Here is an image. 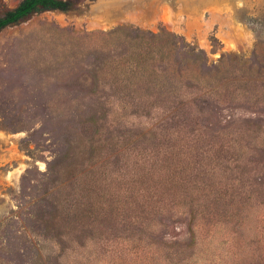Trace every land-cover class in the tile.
Here are the masks:
<instances>
[{"label":"rangeland","instance_id":"rangeland-1","mask_svg":"<svg viewBox=\"0 0 264 264\" xmlns=\"http://www.w3.org/2000/svg\"><path fill=\"white\" fill-rule=\"evenodd\" d=\"M71 1L0 31V264H264V0Z\"/></svg>","mask_w":264,"mask_h":264},{"label":"trees","instance_id":"trees-1","mask_svg":"<svg viewBox=\"0 0 264 264\" xmlns=\"http://www.w3.org/2000/svg\"><path fill=\"white\" fill-rule=\"evenodd\" d=\"M70 6L71 0H20L15 7L8 8L0 12V31L8 25L17 24L33 13H38L46 10H68L71 8ZM118 31H124L127 36L129 35L134 37V43L138 48L135 50V56L133 51L131 50V52L129 53L130 56L124 54L127 57L122 58V60H120V58L118 59L120 64L123 63V69L116 70L117 73H119L118 71H120L122 75H127L128 79H130V76L132 75L139 74L143 76L142 73H139L138 71L141 70L142 67L144 68V63L149 62L148 59L151 58L153 51L150 43L156 44L154 42L155 40L153 39L156 38V36L151 33L150 35L146 36L145 34L139 32L137 29H114L106 34L111 35ZM142 40L147 41L149 45H143Z\"/></svg>","mask_w":264,"mask_h":264},{"label":"flooded vegetation","instance_id":"flooded-vegetation-1","mask_svg":"<svg viewBox=\"0 0 264 264\" xmlns=\"http://www.w3.org/2000/svg\"><path fill=\"white\" fill-rule=\"evenodd\" d=\"M72 5H73V2L71 1V6L70 7H72ZM13 8V7H12Z\"/></svg>","mask_w":264,"mask_h":264},{"label":"water","instance_id":"water-1","mask_svg":"<svg viewBox=\"0 0 264 264\" xmlns=\"http://www.w3.org/2000/svg\"><path fill=\"white\" fill-rule=\"evenodd\" d=\"M59 11H65V10H59Z\"/></svg>","mask_w":264,"mask_h":264}]
</instances>
